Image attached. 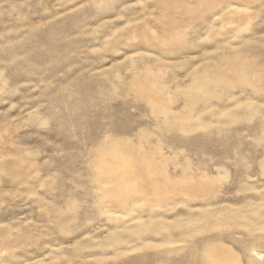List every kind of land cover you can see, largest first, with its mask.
<instances>
[{
	"label": "rangeland",
	"instance_id": "rangeland-1",
	"mask_svg": "<svg viewBox=\"0 0 264 264\" xmlns=\"http://www.w3.org/2000/svg\"><path fill=\"white\" fill-rule=\"evenodd\" d=\"M225 262L264 264V0H0V264Z\"/></svg>",
	"mask_w": 264,
	"mask_h": 264
},
{
	"label": "bare ground",
	"instance_id": "bare-ground-1",
	"mask_svg": "<svg viewBox=\"0 0 264 264\" xmlns=\"http://www.w3.org/2000/svg\"><path fill=\"white\" fill-rule=\"evenodd\" d=\"M205 1V0H204ZM203 3V2H202ZM199 4V3H198ZM186 5V4H185ZM198 6H200V5H198ZM17 171V170H16ZM178 178V177H177ZM164 180V179H163ZM177 180V179H176ZM200 180H201V178H200ZM204 180H205V178H204ZM167 181V180H166ZM178 181V180H177ZM190 181V180H189ZM193 181V180H192ZM169 182H171V180L169 181ZM174 182V181H173ZM161 183V182H160ZM174 184V183H173ZM173 184H172V186H173ZM152 185V184H151ZM176 185V184H175ZM151 187V186H150ZM156 187V186H155ZM158 187V186H157ZM164 187V186H163ZM152 189V188H151ZM160 189V188H159ZM166 189H167V186H166ZM165 189V190H166ZM164 190V189H163ZM168 190L169 189H167V192H168ZM157 192V191H156ZM164 193H166L165 191H164ZM170 193V192H169ZM169 193H167L168 195H169ZM224 250V249H223ZM225 252H226V250H225ZM227 254H229V253H226V256H227ZM228 257V256H227ZM229 258V257H228ZM226 259V261H228V259L227 258H225ZM234 260V259H233ZM232 260V261H233ZM230 262H231V260H230ZM227 262H225V264H226ZM230 264V263H229Z\"/></svg>",
	"mask_w": 264,
	"mask_h": 264
}]
</instances>
